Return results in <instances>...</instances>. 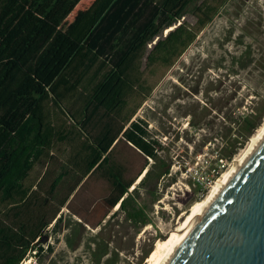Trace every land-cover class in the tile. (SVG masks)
Returning <instances> with one entry per match:
<instances>
[{
  "label": "rangeland",
  "instance_id": "374dc122",
  "mask_svg": "<svg viewBox=\"0 0 264 264\" xmlns=\"http://www.w3.org/2000/svg\"><path fill=\"white\" fill-rule=\"evenodd\" d=\"M26 1L44 25L25 54L18 57L9 52L2 60L0 86L8 73L16 86L20 77L33 75L38 94L47 89L45 78L51 70L65 66L76 51L78 44L71 32L94 0ZM185 18L192 25L196 22L191 13ZM245 52L248 55L240 58ZM148 76L155 89L135 118L147 124L150 136L161 145L159 167L170 166V174L160 180L152 178L144 185L135 182L139 187L136 201L150 223L134 224L119 208L109 209L104 183L91 180L70 197L61 211L57 232L54 225L45 231L43 247H52V252L37 257L32 251L21 264H94L99 247L108 252L101 264H149L156 246L177 230L193 205L205 199L234 167L264 126V0H230L173 68L158 65ZM86 81L66 94V114L54 111L52 123L57 134L51 145L52 158L48 165L37 164L25 182L34 187L42 180L40 193L46 196L52 181L70 171L56 191L58 202L77 183L80 169L74 163L76 154L82 153L87 139L100 136L108 120L100 112L83 124ZM11 89L5 85L0 89V125L8 127L21 121L32 101L12 96ZM252 110L257 128L230 161L223 160L235 138L236 116ZM60 135L66 140L59 141ZM114 159L127 166V179H135L146 165V158L125 143L118 147ZM149 163L154 164L152 160ZM7 224L0 218V226Z\"/></svg>",
  "mask_w": 264,
  "mask_h": 264
},
{
  "label": "trees",
  "instance_id": "16d2710c",
  "mask_svg": "<svg viewBox=\"0 0 264 264\" xmlns=\"http://www.w3.org/2000/svg\"><path fill=\"white\" fill-rule=\"evenodd\" d=\"M229 1L94 0L71 32L78 44L76 51L65 66L57 65L51 70L45 78L46 90L35 94L36 78L28 74L20 77L16 86L8 73L0 89L4 90V85L12 87L9 94L32 101L17 125H0V218L8 222L0 226L2 264H21L32 251L37 257L52 252V247H43L47 242L45 231L54 225L53 231L57 232L61 211L70 197L79 187V191L85 189L91 180L104 183L109 209L119 205L126 220L140 226L150 223L136 201L139 187L135 182L145 172L139 185L152 178L160 180L170 174V166L159 167L161 145L152 139L147 124L135 118L155 89L148 75L158 65L173 68ZM189 13L196 18L193 25L186 21ZM43 25L44 20L26 0H0V65L9 52H16L18 57L25 54ZM247 55L245 52L240 58ZM85 80L83 124L100 112L108 120L100 136L87 139L82 153L76 154L74 163L80 169L77 183L58 202L56 191L70 171L52 181L46 196L40 193L42 180L35 189L25 182L37 164L50 162L57 134L52 123L54 111L66 114V94L81 88ZM257 121L253 110L236 116L235 138L229 142L230 149L222 155L223 160L232 159L257 128ZM65 140L66 136H59V141ZM122 143L146 158L143 171L135 179H127V166L114 159ZM150 160L154 164L150 165ZM107 254L99 247L94 264H101Z\"/></svg>",
  "mask_w": 264,
  "mask_h": 264
},
{
  "label": "water",
  "instance_id": "95a60500",
  "mask_svg": "<svg viewBox=\"0 0 264 264\" xmlns=\"http://www.w3.org/2000/svg\"><path fill=\"white\" fill-rule=\"evenodd\" d=\"M165 264H264V139Z\"/></svg>",
  "mask_w": 264,
  "mask_h": 264
},
{
  "label": "bare ground",
  "instance_id": "6f19581e",
  "mask_svg": "<svg viewBox=\"0 0 264 264\" xmlns=\"http://www.w3.org/2000/svg\"><path fill=\"white\" fill-rule=\"evenodd\" d=\"M173 28V27H172ZM172 28L166 30V33ZM264 139V126L263 128L251 139L250 147L235 161L234 167L223 174V176L217 181V183L212 187L209 194L205 197V199L197 202L193 205L191 209V213L188 218L179 223V227L176 231H174L168 239L159 243L156 246V249L152 253V255L148 258L147 263L149 264H165L176 252L178 247L181 245L187 234L196 226L204 213L208 210L212 202L217 198L219 193L223 190L225 185L228 183L229 179L232 175L239 169V167L244 163L247 157L251 154V152L261 143ZM143 175L136 182L139 183ZM119 208L117 205L116 209Z\"/></svg>",
  "mask_w": 264,
  "mask_h": 264
}]
</instances>
